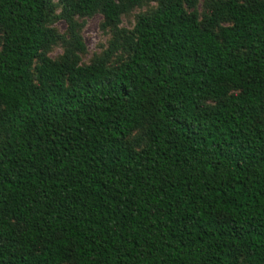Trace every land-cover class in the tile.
<instances>
[{"label": "trees", "instance_id": "trees-1", "mask_svg": "<svg viewBox=\"0 0 264 264\" xmlns=\"http://www.w3.org/2000/svg\"><path fill=\"white\" fill-rule=\"evenodd\" d=\"M143 1L60 0L74 48L75 16ZM198 3L161 0L110 68L41 56L53 5L0 0V264H264V0Z\"/></svg>", "mask_w": 264, "mask_h": 264}, {"label": "rangeland", "instance_id": "rangeland-1", "mask_svg": "<svg viewBox=\"0 0 264 264\" xmlns=\"http://www.w3.org/2000/svg\"><path fill=\"white\" fill-rule=\"evenodd\" d=\"M49 1L54 9L46 26L57 34V39L54 45H51L41 53V56H47L52 60L59 61L69 52L70 61L77 58L79 66L91 65L104 59L108 67L116 68L126 62L132 54L129 42L133 38L137 20L141 16L154 12L161 0H144L141 5L134 7L122 16L121 24L116 29L104 25V18L100 12L93 16H75L74 21L78 24V35L85 46L83 51H78L74 48V40L69 29V20L64 15V5L60 3V0ZM214 1L224 0H199L197 10L201 21L210 14L211 4ZM223 25H228V23L224 22ZM2 35V31H0V49L2 46ZM38 62L39 60H36L32 69L35 79V66ZM215 105L216 103L213 101H208L204 104L207 108H212ZM143 134L144 129H140L135 131L130 137V141L138 149H142L145 145L144 141L141 140Z\"/></svg>", "mask_w": 264, "mask_h": 264}]
</instances>
